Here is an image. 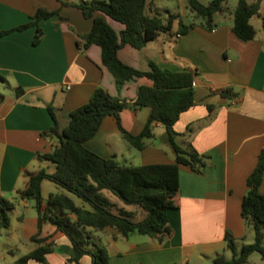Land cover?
I'll return each instance as SVG.
<instances>
[{"label": "crops", "instance_id": "0c3cea01", "mask_svg": "<svg viewBox=\"0 0 264 264\" xmlns=\"http://www.w3.org/2000/svg\"><path fill=\"white\" fill-rule=\"evenodd\" d=\"M199 1L208 4L211 0ZM237 2L230 4L228 0V10L216 14L214 27L208 28L189 10L187 0H146L145 13L149 16L160 11L164 22L170 13L179 16L173 19L170 30L142 48L125 43L117 51L123 63L141 71L149 70L153 62L171 71L193 72L195 105L180 115L174 126L179 133L175 140L209 158L201 173L179 166L177 207L167 212L172 231L161 240L139 233L123 237L112 227L86 229L106 247L108 264H203L219 254L231 257L225 255L226 231L232 233L236 245L246 237L241 202L247 177L264 148V0L260 16L250 19L256 36L248 41L232 32ZM37 8L58 10L39 21L43 34L37 44L33 43L36 26L0 36V75L4 78L0 80V196L14 204L9 225L0 229V264H12L35 249L39 244L31 237L37 233L52 251L45 263L29 260L27 264H73L67 262V237L48 221L42 222L39 232L33 200L18 194L27 185V173L40 169L52 172L55 168L42 156L58 144L56 137L41 135L54 123L48 107L62 131L69 123L70 112L102 87L111 96L128 101L120 113L121 126L127 132L140 133L150 114L149 107L133 102L138 87L152 81L134 77L117 89L114 76L102 64L100 47H82V35L90 30L92 22L77 6H62L58 0H0V31L31 21ZM104 17L120 39L124 25ZM180 21L192 25L178 35ZM16 87L23 89L19 96ZM223 89H230L232 97L220 95ZM152 133L144 139V147L136 149L123 137L116 119L108 115L84 145L124 165L172 163L174 147L164 126L154 123ZM259 191L264 194V172ZM59 192L65 191L54 182H41L43 198ZM70 196L77 205L87 206ZM109 198L118 206L136 210L133 205ZM79 264H91L90 257L83 256Z\"/></svg>", "mask_w": 264, "mask_h": 264}, {"label": "trees", "instance_id": "16d2710c", "mask_svg": "<svg viewBox=\"0 0 264 264\" xmlns=\"http://www.w3.org/2000/svg\"><path fill=\"white\" fill-rule=\"evenodd\" d=\"M62 6H77L82 15L92 22L90 30L82 35L83 49L96 44L101 49L102 64L112 73L117 89L134 77H146L151 85H140L133 105L150 108L149 117L140 133L127 132L120 122L121 111L129 105L128 101L111 96L104 88L97 87L89 100L70 112L68 125L59 130L56 116L51 107L49 113L53 125L43 131V137H56L58 144L49 153L42 156L54 163L52 172L40 169L27 173L25 189L19 191L21 198L33 200L37 211L38 229L42 222L48 221L68 239L67 262L79 264L83 256H89L91 264H108L109 254L105 246L99 244L86 229L103 230L114 228L118 234L128 237L132 233L149 235L161 240L171 233L167 212L177 207L176 195L179 187L178 169L188 166L192 171L201 173L207 165L208 156L191 148L180 146L175 138L179 133L174 126L180 115L195 105L193 72L171 71L150 63V69L141 71L123 63L117 51L122 44L128 43L135 48H142L160 33L171 29L173 19L178 13H170L164 22L161 12L149 16L145 13L146 0H58ZM189 10L202 19L203 24L214 27V16L228 10V0H211L203 4L199 0H187ZM262 0H238L233 10L232 32L243 41L252 40L256 29L251 24V17L260 16ZM58 10L37 8L31 21L8 30L0 31V36L12 31H22L36 26L33 43L37 44L43 34L39 21L48 19ZM100 13V14H97ZM104 15L122 23L124 29L120 39L115 30L106 21ZM178 34L186 32L188 26L180 21ZM264 29V17H262ZM0 80L4 78L0 75ZM15 94L23 93L16 87ZM222 96L232 97L230 89L219 92ZM211 110V106H208ZM111 115L117 123L123 137L131 146L142 149L144 139L153 136L152 126L161 123L167 131L174 147L172 163H151L144 165H124L114 157H103L89 150L84 143L98 131L103 119ZM264 172V148L258 161L246 180L247 191L241 202V216L254 233V240L237 247L230 231H226L224 240L231 257L223 254L213 259V264H245L248 257L258 252L264 260V194L259 186ZM49 180L65 192L50 193L45 199L41 193V182ZM110 193L124 205H133L136 210H128L112 201ZM73 195L83 204L77 205ZM14 207L12 201L0 196V229L9 225V211ZM142 217L137 219V213ZM37 233L31 240L39 245L22 255L12 264H27L29 260L46 262V255L52 251L50 244H43L45 238Z\"/></svg>", "mask_w": 264, "mask_h": 264}, {"label": "rangeland", "instance_id": "374dc122", "mask_svg": "<svg viewBox=\"0 0 264 264\" xmlns=\"http://www.w3.org/2000/svg\"><path fill=\"white\" fill-rule=\"evenodd\" d=\"M236 0H230V4H234ZM256 17V16H255ZM186 17H183V20H185ZM255 19V18H254ZM107 193V196L111 197V198H116L114 197L113 195H111L110 193L106 192ZM74 199L77 201V202H80L81 200L75 196H73ZM142 217V213L139 211L137 213V219L138 218H141ZM92 233H97L99 234V232H95L93 231ZM92 237L95 239V237L92 235ZM97 241V239H95ZM254 240V233L251 229L250 226H247V232H246V237L243 238L242 240H238L237 241V247L240 248L241 244L242 243H250ZM263 244H264V240H263ZM225 255L227 257H229L231 255V252L230 250H226L225 251ZM1 262V261H0ZM31 264H39V263H36V262H31ZM203 264H213V260H208L207 262L203 263ZM246 264H264V260L262 259L261 257V254L258 253V252H254L252 253L249 257H248V260H247V263Z\"/></svg>", "mask_w": 264, "mask_h": 264}, {"label": "built area", "instance_id": "2783aa9c", "mask_svg": "<svg viewBox=\"0 0 264 264\" xmlns=\"http://www.w3.org/2000/svg\"><path fill=\"white\" fill-rule=\"evenodd\" d=\"M179 35V34H178Z\"/></svg>", "mask_w": 264, "mask_h": 264}]
</instances>
